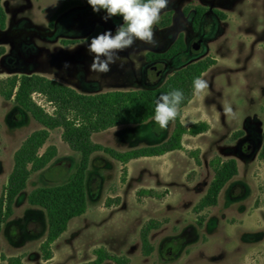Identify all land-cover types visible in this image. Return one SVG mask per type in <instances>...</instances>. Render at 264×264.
I'll return each mask as SVG.
<instances>
[{
  "label": "rangeland",
  "instance_id": "374dc122",
  "mask_svg": "<svg viewBox=\"0 0 264 264\" xmlns=\"http://www.w3.org/2000/svg\"><path fill=\"white\" fill-rule=\"evenodd\" d=\"M66 1L70 0L3 1L7 27L0 29V46L6 54L0 57V78L38 74L82 94L142 90L160 86L175 71L211 57L217 64L202 76L209 84L207 93L194 96L179 115L186 127L203 121L210 129L196 137L185 135L184 150L129 162L126 175L120 162L103 152L94 153L86 176L87 212L70 222L52 247L53 258L46 261L40 248L48 233L47 213L31 205L28 195L36 188L69 182L80 164V154L63 141L62 129L51 131L41 153L53 145L57 156L32 174L13 215L3 224L0 264H7L2 257H22L25 264H81L92 261L99 247L128 258L130 264H264V160L260 158L264 0H169L154 26L156 46L137 40L118 53L120 59L103 74L89 70L88 37L97 27L102 28L100 34L109 30L114 34L122 17L105 21L103 10L95 13L85 0H77L81 4L62 14L51 29V17ZM197 7L206 9V14L195 31L192 20ZM171 16L173 22L164 27ZM180 34L187 45L183 53L171 60L147 59L148 53L165 52ZM34 99L52 113L43 96L36 94ZM225 102L232 105L235 119L223 115ZM175 124L161 130L153 118L93 134L92 139L128 151L164 142ZM41 128L13 101L0 96V196L8 185L14 154ZM190 151H198L200 164ZM216 157L235 159L239 173L222 190L217 206L196 212L213 180L210 162ZM150 221L157 227L149 235L152 252L146 255L141 234Z\"/></svg>",
  "mask_w": 264,
  "mask_h": 264
},
{
  "label": "trees",
  "instance_id": "16d2710c",
  "mask_svg": "<svg viewBox=\"0 0 264 264\" xmlns=\"http://www.w3.org/2000/svg\"><path fill=\"white\" fill-rule=\"evenodd\" d=\"M0 0V29L7 27V14ZM87 2V0H85ZM80 1H66L51 17L49 27L53 29L57 19L70 8L80 5ZM206 14V9L196 8L192 20L193 29L196 31ZM170 16V14H169ZM172 16L163 24L169 27ZM102 28L97 27L88 37L90 39L100 34ZM75 44V41H69ZM187 49L184 35L180 34L173 44L162 53H148V60H171ZM6 54V48L0 46V57ZM217 60L211 57L190 63L175 71L160 86L142 90H111L97 94H82L74 88L48 77L32 75H11L0 78V96L6 101H13L19 108L27 112L42 128L33 132L14 154V165L9 177L8 185L0 196V233L3 224L14 213V205L18 196L27 188L28 180L33 173L44 170L57 156L55 146H48L44 152L41 150L50 138L51 131L62 129V139L69 147L80 154V164L74 177L67 183L54 187H40L31 191L28 202L33 206L43 208L48 217L49 228L46 239L41 244V253L44 260L53 258L52 247L54 243L68 230L70 222L84 215L88 209L86 193V176L91 156L103 152L124 166L140 158L160 157L168 153L184 150L183 138L185 135L196 137L210 129L207 122H197L186 127L176 119L175 128L164 142L153 145L118 151L111 147L95 143L93 134L124 125H141L154 118L155 101L161 94H166L173 89L182 90L184 101L180 109L187 106L194 98L193 80L202 76L213 66ZM41 95L49 103L53 111L48 112L38 104L34 95ZM79 122V126L77 125ZM189 155L200 164L198 151H190ZM260 158L264 160V134ZM214 171L205 196L195 207L200 212L219 203V197L225 186L239 173L235 159L223 160L216 157L210 162ZM124 180V178H123ZM142 194L159 195L152 190H142ZM109 206V203H107ZM157 227L155 221L148 222L142 229V242L144 253L149 255L152 246L149 242L151 231ZM95 258L81 264H104L112 261L115 264H130V260L111 254L106 248L99 247L94 250ZM7 264H25L22 257H2Z\"/></svg>",
  "mask_w": 264,
  "mask_h": 264
},
{
  "label": "clouds",
  "instance_id": "9594fccd",
  "mask_svg": "<svg viewBox=\"0 0 264 264\" xmlns=\"http://www.w3.org/2000/svg\"><path fill=\"white\" fill-rule=\"evenodd\" d=\"M87 3L95 13L103 10L106 15L102 19L105 21L116 16L123 20L114 34L109 30L92 37L87 43V51L92 56L90 72L103 74L109 72L110 65L120 59L118 53L131 48L137 40L156 46L154 26L160 22L161 12L167 8L169 0H87ZM208 88L207 80L194 78V96L206 94ZM184 99L182 90L173 89L161 94L155 101L154 121L161 130L176 121ZM222 110L225 117L236 118L237 114L230 103H223ZM76 126H79V122Z\"/></svg>",
  "mask_w": 264,
  "mask_h": 264
},
{
  "label": "water",
  "instance_id": "95a60500",
  "mask_svg": "<svg viewBox=\"0 0 264 264\" xmlns=\"http://www.w3.org/2000/svg\"><path fill=\"white\" fill-rule=\"evenodd\" d=\"M195 48H196V49H198V48H199V46H196ZM155 75H157V73H156Z\"/></svg>",
  "mask_w": 264,
  "mask_h": 264
},
{
  "label": "crops",
  "instance_id": "0c3cea01",
  "mask_svg": "<svg viewBox=\"0 0 264 264\" xmlns=\"http://www.w3.org/2000/svg\"><path fill=\"white\" fill-rule=\"evenodd\" d=\"M173 22V21H172ZM21 76V75H20Z\"/></svg>",
  "mask_w": 264,
  "mask_h": 264
}]
</instances>
